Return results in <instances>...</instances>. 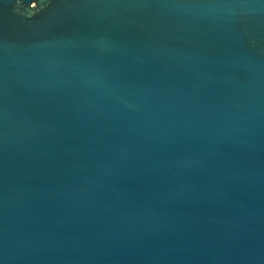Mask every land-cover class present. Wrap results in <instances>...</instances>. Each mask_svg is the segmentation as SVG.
I'll return each mask as SVG.
<instances>
[{
  "label": "water",
  "instance_id": "water-1",
  "mask_svg": "<svg viewBox=\"0 0 264 264\" xmlns=\"http://www.w3.org/2000/svg\"><path fill=\"white\" fill-rule=\"evenodd\" d=\"M0 264H264V0H0Z\"/></svg>",
  "mask_w": 264,
  "mask_h": 264
}]
</instances>
